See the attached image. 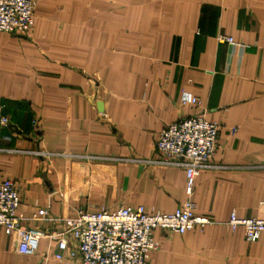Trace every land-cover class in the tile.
<instances>
[{"label": "crops", "instance_id": "crops-1", "mask_svg": "<svg viewBox=\"0 0 264 264\" xmlns=\"http://www.w3.org/2000/svg\"><path fill=\"white\" fill-rule=\"evenodd\" d=\"M191 115L219 125L190 196L210 222L153 229L148 264H264V232L227 223L264 201V0H36L27 34L0 31V181L17 182L26 217L174 212L184 172L155 144ZM54 249L41 238L22 254L0 228V264H64Z\"/></svg>", "mask_w": 264, "mask_h": 264}, {"label": "built area", "instance_id": "built-area-1", "mask_svg": "<svg viewBox=\"0 0 264 264\" xmlns=\"http://www.w3.org/2000/svg\"><path fill=\"white\" fill-rule=\"evenodd\" d=\"M36 0H0V31L27 34L33 26ZM230 42V38L219 37ZM182 102L197 103V98L182 94ZM2 124L7 122L1 117ZM219 125L200 115L178 118L159 132L155 148L162 156L158 162L182 168L187 199L174 212H153L142 205L120 207L114 211L89 212L79 209L75 217L55 216L48 207H40L29 216L18 213L19 194L15 180L0 181V228L10 238L14 250L33 255L41 238L54 246L52 258L64 264H148L149 252L155 248L152 230L167 229L183 233L202 227L210 220L193 213L190 196L196 176L214 167L211 159L217 146ZM42 155V154H41ZM257 216L240 218L232 213L228 225L243 228L247 241L264 232V201ZM39 226H24L23 221ZM45 224H49L44 226Z\"/></svg>", "mask_w": 264, "mask_h": 264}, {"label": "rangeland", "instance_id": "rangeland-1", "mask_svg": "<svg viewBox=\"0 0 264 264\" xmlns=\"http://www.w3.org/2000/svg\"><path fill=\"white\" fill-rule=\"evenodd\" d=\"M84 210V209H83ZM258 215V214H257ZM257 215H255V216H257Z\"/></svg>", "mask_w": 264, "mask_h": 264}]
</instances>
